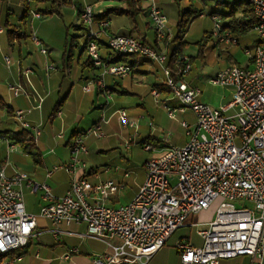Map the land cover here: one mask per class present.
<instances>
[{
    "label": "built area",
    "instance_id": "built-area-1",
    "mask_svg": "<svg viewBox=\"0 0 264 264\" xmlns=\"http://www.w3.org/2000/svg\"><path fill=\"white\" fill-rule=\"evenodd\" d=\"M151 26L158 41L167 35V16L159 7L158 0H145ZM252 9L256 18L255 30L258 41L253 50L247 49L249 62L245 65L232 64L219 71L210 82L216 86L232 89L231 100L213 107L200 100L202 91L185 82L181 77L188 74L192 64L187 55L180 56L184 64L181 77L175 78L166 65V49L145 44L134 35H115L109 31V20L97 24L93 29L94 8L85 5L79 21L89 28L88 57L95 66H104L102 74L124 76L131 72L126 63L106 64L100 54L98 37H107L108 47L121 54H138L162 66L166 76L165 85L181 102V110H191L196 118L194 127L182 121L189 140L183 146L167 145L164 152L146 161V177L137 193L126 205L112 206L108 197L117 194L123 184L107 180L96 184L84 176L73 175L70 189L63 196H55L45 182L30 180L27 173L15 170L7 173L10 160L0 161V254L26 246L37 227L36 216L27 212L22 185L26 181L31 190L41 193L46 201L40 215L53 224L84 223L85 235L96 238H113L111 253L95 255L91 264H148L152 255L161 248L169 237L184 226L195 228L202 238L200 245L187 240L176 244L182 264H220L223 260L249 255L262 260L264 257V0H243ZM39 17V12H34ZM212 30L216 46L238 45L218 13L211 15ZM2 29L0 28V31ZM33 41L40 45L36 36ZM46 52V49H42ZM7 63L10 59L6 57ZM31 69L25 70V75ZM90 83V82H89ZM89 83L84 85L89 90ZM98 85L111 96L102 78ZM15 95L21 86H10ZM157 95V91L153 90ZM175 110H169L174 116ZM122 126L138 129V121L129 118L126 110L117 111ZM24 110H17L15 118L25 129ZM107 121V120H106ZM36 134L39 130L36 129ZM90 135L104 136L101 126L96 125L79 133L71 143V160L64 166L56 165L75 173L77 165L85 168L80 155L87 152L86 138ZM7 144L11 153L18 148L8 135L0 133V143ZM130 141L127 143L130 146ZM144 150H153L149 143ZM52 171L48 172L51 175ZM129 172L125 173L128 176ZM220 199L215 216L206 223L190 222L203 210ZM252 203V207L245 202ZM239 203V205L237 204ZM56 233H60L57 229ZM78 248L71 253H78ZM17 257L15 260H20ZM260 264V263H258Z\"/></svg>",
    "mask_w": 264,
    "mask_h": 264
},
{
    "label": "crops",
    "instance_id": "crops-1",
    "mask_svg": "<svg viewBox=\"0 0 264 264\" xmlns=\"http://www.w3.org/2000/svg\"><path fill=\"white\" fill-rule=\"evenodd\" d=\"M30 1H36V4L37 2L40 3L39 0ZM30 1L0 0V28L2 29L0 31V98L3 102V105L0 104V133L9 136L23 130L30 134L33 138L34 146L39 153V157L37 158L39 166L34 167L31 172H24L28 174L30 180L49 184L53 195L57 197L65 195L70 189L73 175L84 176L93 184L114 180L122 183L123 187L117 194L110 195L106 203L112 206L126 205L132 201L139 186L145 180L146 166L144 164H146V161L152 157L160 156L167 145L183 146L186 144L189 136L186 128L182 126V121L187 122L192 128L196 122L195 115L192 112V119H187L188 109L181 110V102L173 96L170 89L165 85L166 76L162 70V66L153 61L151 62L140 56L127 57V61L122 63H128L132 66L131 72L124 76L109 73L102 74L104 66H95L94 64L87 63L88 54L86 49H83V46L86 38H89L87 34L89 33V28L86 27L84 30V28L77 27L82 24L79 21L80 15L78 10L77 22L73 25L78 31L73 36L71 42V47L79 45L81 41L83 42L79 47L78 65L72 66L71 64V58L74 55L71 49L69 56L70 66H65V56L62 66H56L55 59L51 55L52 49L46 43L48 37L40 31L43 24L53 17L44 18L41 11L30 9ZM73 1H76L75 8L77 5L84 7L85 5L93 4L91 0ZM103 1H96V4H100L95 11L96 15L108 11L110 8L132 9L131 14L135 12V8L130 6V3L119 6L115 5L112 0L108 2ZM222 3L217 1L214 8L220 6ZM158 4L163 11L160 0H158ZM26 6L29 8V11L25 14ZM14 8L18 11V15L15 20H11L9 16L14 14ZM142 8L141 11L149 19L147 23L148 29L153 30L150 24L151 18L147 3ZM186 11L193 12V9L189 8ZM186 11L178 9L173 22L170 19L167 20V35L164 41L157 40V42L154 31H151V34L145 32L141 35H135L133 30L138 28V23L136 25L130 23L127 26L115 25L111 17L114 13L108 16L110 23L109 31L115 35H134L155 48L166 49L167 52H177L179 50L178 52L181 55H188L184 51L187 46L185 40L186 34L179 38L177 34L178 16ZM34 12H39L40 16H35ZM194 12L199 13V15L197 16L194 13L193 18L191 17V22L196 17L202 18L203 16V13L201 11L197 12V9ZM3 13L5 14L4 23L2 21ZM214 13L218 12L212 9L210 16ZM53 14L55 15V13H50V16ZM240 14L241 12H238V16ZM229 21L230 18L222 19L224 25ZM38 26L39 32H37ZM93 29L98 30L97 23H94ZM209 32L206 31L205 34ZM32 36H36L41 44H36ZM210 40V42H213L211 47H207V43H205V46L200 49L198 41L196 42L197 54L188 55L192 58V69L181 78L191 86H199L202 78L200 71L203 69V65L201 64L206 60L208 55H212V53L215 55L214 51L216 49H218V52H225L230 49V46H216L213 37ZM98 42L102 60L108 64L107 57L109 50L107 47V37L100 35ZM43 48L46 49V52L42 51ZM37 52H39V59L35 58ZM82 54H85L86 59H83ZM6 57L10 59L9 63H7ZM199 61L201 62L200 66L198 65ZM227 67L219 68V71ZM28 68L31 69V73L25 75V70ZM219 71L212 77L218 74ZM157 72L165 76L160 81L156 77L153 79ZM100 78L103 79L106 88L110 90V97L98 85L97 81ZM87 83H89V90L84 89V85ZM11 85L21 86L24 91L15 95L14 91L10 89ZM153 90L157 91V95L153 94ZM230 90L232 97L233 91L232 89ZM147 93L150 96L146 97L145 94ZM202 95L201 93L200 100L204 101ZM117 100L123 103H133L135 107L128 109V107L118 106ZM123 108L126 112H130V115L127 112L129 118L138 121L139 124L137 130L129 126H123L128 135V138L125 140L126 149H131L133 145H141L144 150L143 145L146 143L151 144L154 148L147 151L151 155L148 159L146 158L142 166L130 162L120 151L118 152L121 160L116 161L117 163H113L112 165L99 163L96 159V155L117 148L115 140L109 142L102 139L116 136L111 123L113 118H116V121L122 126L117 111L123 110ZM173 109L175 112L174 116L171 117L169 110ZM17 110L25 111L24 120L29 124V129L23 128L21 122L15 118L14 114ZM146 114L148 117L145 116ZM96 125L101 126L104 136L90 135L86 138L87 152L80 155L86 167L82 168L80 165H77L75 173H70L63 168L54 170L56 165L64 166L70 162L72 156L70 146L73 138L77 134L85 132ZM179 127H182L185 131L184 137L181 140H177L174 137ZM36 129L39 130V134H36ZM129 141L131 143L130 146L127 145ZM13 142L16 143L15 141ZM16 144L18 145V143ZM20 147L18 146V148ZM18 148L8 153L7 144L4 142L0 143V161L10 160V166L7 170L9 175L18 170L11 160H15L16 162L23 157L19 153L20 151H17ZM50 170L52 173L48 175ZM126 172H129L128 176H125ZM22 191L25 208L27 212L36 216L37 227L27 245L21 249L11 251L4 256H0V264H55L54 261L57 258L68 261V264H91L95 255L105 252L111 253V246L118 243L113 238H96L85 235L87 233V226L84 223L53 224L49 219L40 215L39 208L46 203L41 193L33 192L26 181L22 185ZM214 214L215 208L210 207L200 212L199 215L197 214V221L193 222H209L214 218ZM57 229L60 233L55 234ZM181 240H187L195 246L200 245L194 243L190 237L181 238L177 243ZM73 248H78V253L72 252L71 258H65ZM178 252L180 254L179 250ZM19 256L21 259L15 260ZM179 259L180 264H182L181 258ZM258 263L264 264V257L262 260H259L249 255H240L223 260L220 264Z\"/></svg>",
    "mask_w": 264,
    "mask_h": 264
},
{
    "label": "rangeland",
    "instance_id": "rangeland-1",
    "mask_svg": "<svg viewBox=\"0 0 264 264\" xmlns=\"http://www.w3.org/2000/svg\"><path fill=\"white\" fill-rule=\"evenodd\" d=\"M30 1V0H28ZM62 1V0H61ZM83 1V0H80ZM97 0H91V3H93L94 11L97 10V6H100V4H96ZM108 2L109 0H104ZM103 1V2H104ZM115 5L124 6L128 3L131 4V1L133 0H112ZM219 2H227L229 0H160L163 6V11L167 16V19H170V21L173 22L176 11L179 9L180 11H186L187 9H193V12H189L188 15L191 16V14H194L195 9H197V12L201 11L203 13L202 18L196 17L193 22L189 23L185 40L187 42V46L185 48V53L188 55H194L197 54V43L200 41L203 37L206 31H212L214 28V21L212 17L210 16V13L212 9L217 11L218 13H224L227 12V8L224 7V5H220L216 8H214V5ZM75 2L76 1H68L63 2L60 7H58V12H55V15L48 14V9L50 4H47L45 2H40L36 4V1H30V9L32 10H39L43 14L44 18H51L49 19L47 23H44L42 26V31L45 36L48 37L46 43L50 45L52 51L51 55L52 58L55 59L56 66H62V61L65 56V66H70V50L72 49L74 55H72L71 58V64L72 66H77L78 62L77 59L80 55V45L83 44L81 41L79 45L71 47V40L74 35L77 34V29L73 27L74 24L77 22V9L75 8ZM232 2V0H230ZM144 7L146 5L145 0H141V3H137V10L139 6ZM105 6V5H104ZM132 6V5H130ZM5 8V7H4ZM134 8V7H133ZM15 12L13 15H10L9 18L11 20H15L17 17V12L15 8L13 9ZM5 14L3 13V23L5 21ZM113 19V22L115 25L118 26H127L130 23L133 24H139L138 28L133 30V33L135 35H141L145 32L150 33L154 30L148 29V21L149 19L147 16L143 13V11L138 10L135 11L134 14H112L111 16ZM134 17V18H133ZM44 20V19H42ZM124 20V21H123ZM41 22V21H40ZM4 28V26H2ZM5 29V28H4ZM37 32H39V26L37 28ZM211 41V40H210ZM207 42V47H211L213 45V42ZM258 41V33L255 29L249 31L245 35H242L239 38V44L238 45H231L230 49L225 52H218V49L214 51L215 55H208L206 60L201 64V62H198V65H203V69L200 71L201 75V81L199 82V88L202 91V97L204 99L203 102L213 106V107H221L222 104H226L231 100V90L227 89L226 87L222 86H216L213 85L210 80L213 78L212 76L219 71V68H224L226 66H229L232 63H236L239 65H245L249 62V55L246 54L247 49L253 50L255 47V43ZM35 53V52H34ZM11 58L12 55H10ZM83 59H86L85 54H82ZM36 59H39V52L36 54ZM156 75L153 77V79L162 80L165 76L161 75L160 72L155 73ZM150 96L149 93L145 94V96ZM151 98V97H149ZM147 98V99H149ZM118 101V100H117ZM116 101V102H117ZM118 106L121 107H135L133 103H123L122 101L117 102ZM124 109V108H123ZM128 112V111H127ZM188 116L187 119H192V111L188 110ZM130 112H128L129 114ZM130 115V114H129ZM178 115V114H177ZM145 116L148 117L146 114ZM111 125L113 126V132L116 133V136H111L103 138L102 140L107 141H113L115 140V150H110L107 152L100 153L99 155H96V159L99 161V163H105L108 165H112L113 163H117L116 161L121 160L119 152L120 151L125 157L129 159L130 162H132L135 165L142 166L145 162L146 158L148 159L151 155V153L144 151L142 149L141 145H133L131 149H126L125 140L128 138V135L126 134L125 129L119 122L116 121V118H113ZM185 131L182 129V127H179V129L175 132V138L177 140H181L184 137ZM20 147V144H18ZM17 151H20L19 153L23 156L21 160L16 161L11 160L14 164L15 168L18 169L20 172H31L34 167L39 166L37 163V158L32 156L29 153H26L23 151V149L20 147ZM15 154V153H13ZM17 154V153H16ZM12 159V158H11ZM24 172V173H26ZM121 191V190H120ZM220 199H216L213 201L214 203L210 207L216 209L218 205L220 204ZM239 205V203H237ZM245 205L252 207V203L245 202ZM209 207V208H210ZM204 211V210H203ZM190 222L197 221L196 216L189 219ZM190 237L194 243L201 244V237L195 233V228L191 226H184L179 229H176V231L169 237V239L164 243V245L156 251L150 257V261L148 264H180V254L178 252V249L176 248V243L181 238ZM86 238V237H85ZM88 240V238H87ZM55 264H68V261L57 258L55 259Z\"/></svg>",
    "mask_w": 264,
    "mask_h": 264
},
{
    "label": "trees",
    "instance_id": "trees-1",
    "mask_svg": "<svg viewBox=\"0 0 264 264\" xmlns=\"http://www.w3.org/2000/svg\"><path fill=\"white\" fill-rule=\"evenodd\" d=\"M40 2H45L47 4H50L48 9V14H52L55 12H58V7H60V5L64 2H68L71 0H39ZM137 3H141V0H133L131 1V5L132 7H134L135 11H137ZM222 5H224L225 8H227V12L224 13H220V17L221 20L223 18H230V21L224 25L225 29H229L231 31V34L233 36H235L238 39V44H239V38L242 35H245L246 33H248L249 31L255 29V25H256V18L252 12L251 7L244 2L243 0H233L232 2L227 1V2H223ZM77 10L79 15L83 12L84 7H81V5H77ZM142 6L140 5L138 10H142ZM132 10V9H131ZM130 9H122V8H110V10L106 11V12H102L99 15L94 14V22L95 23H99L101 21L107 20L108 16L111 15V13L114 14H131L132 11ZM29 8L26 6L25 7V14L28 13ZM190 11H186L184 13H182L179 17V22H178V26H177V34H178V38L182 37L188 28L189 23L191 22L192 18H193V14L188 15ZM238 12H241V14L238 16ZM135 13V12H134ZM201 14V13H200ZM196 15L198 16L199 13H196ZM192 17V18H191ZM151 24V23H150ZM78 28H84V30L86 29L85 24H80L77 26ZM156 36V35H155ZM213 35H212V31H210L209 33L205 34L204 37L202 38L201 41L198 42L200 49L205 46V43H207V41H209L210 39H212ZM157 41V38H156ZM72 42V40H71ZM89 42V38H86V41L84 43L83 49H86L87 45ZM145 44H148L146 41H143ZM158 42V41H157ZM257 44V42L255 43ZM72 45V44H71ZM152 46V45H151ZM108 47V45H107ZM109 54L107 57V63L108 64H115V63H122L127 61L126 58L130 57V56H139L138 54H121V53H117L112 51L109 47ZM179 51V50H178ZM167 52L168 58H167V66L171 69L172 74L175 78H180L181 77V70L184 66V64L180 61V56H182L180 54V52ZM188 56V55H187ZM189 57V61L192 64V58L190 56ZM87 63H90L91 65L94 64V62L88 57V60H86ZM128 64V63H126ZM130 66H132L131 64H129ZM0 104L3 105V102L0 98ZM9 137L15 141L16 143L20 144V146L22 147L23 151H25L26 153L31 154L32 156H34L35 158H38L39 153L37 152L35 146H34V142H33V138L30 136V134L27 131H23L19 132L17 134H10ZM0 256H4L2 254H0Z\"/></svg>",
    "mask_w": 264,
    "mask_h": 264
}]
</instances>
